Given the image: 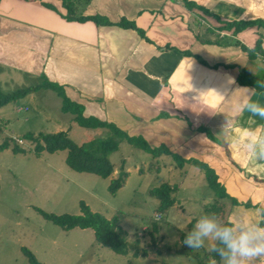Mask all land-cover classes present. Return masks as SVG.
<instances>
[{
	"label": "crops",
	"instance_id": "obj_1",
	"mask_svg": "<svg viewBox=\"0 0 264 264\" xmlns=\"http://www.w3.org/2000/svg\"><path fill=\"white\" fill-rule=\"evenodd\" d=\"M65 1L76 3L77 16L135 21L146 38L133 28L68 20L63 0H0V67L40 81L46 76L84 106V115L208 163L241 203L230 208V220L260 222L264 164L246 159L219 133L226 119L233 139L264 129V119L238 111L249 95L264 104V90L238 82L240 69L264 81V30L220 27L264 19V0H190L199 7L191 9L183 0ZM259 39L255 57L239 44L253 48ZM188 165L176 168L186 173Z\"/></svg>",
	"mask_w": 264,
	"mask_h": 264
},
{
	"label": "rangeland",
	"instance_id": "obj_2",
	"mask_svg": "<svg viewBox=\"0 0 264 264\" xmlns=\"http://www.w3.org/2000/svg\"><path fill=\"white\" fill-rule=\"evenodd\" d=\"M39 81L0 67L4 93ZM61 107L60 97L44 88L0 107V144L12 139V145L25 149L14 153L9 147L0 152V264H30L23 247L43 264H197L198 258L203 264L214 263L207 244L200 249L182 244L185 232L199 216L218 219L204 210L215 199L205 172L190 164L183 173L174 167L171 156L153 158L123 141L110 154L115 163L111 177L123 166L129 176L112 194L108 189L111 177L72 169L66 162L67 150L43 151L37 156L33 144L25 139L28 132L66 131L77 143L109 136L107 130L80 126ZM166 182L178 186L173 193L175 203L159 211V199L149 191ZM82 201L107 218L118 215L127 254L98 243L92 227L63 229L36 210L80 215Z\"/></svg>",
	"mask_w": 264,
	"mask_h": 264
},
{
	"label": "trees",
	"instance_id": "obj_3",
	"mask_svg": "<svg viewBox=\"0 0 264 264\" xmlns=\"http://www.w3.org/2000/svg\"><path fill=\"white\" fill-rule=\"evenodd\" d=\"M183 1L186 7L190 9L194 7L199 8L196 3L190 0ZM83 4H86V0H84ZM63 6L67 10L65 18L68 20H93L97 24L104 23L108 25H118L124 28H133L137 30L142 37L146 38L144 30L138 27L135 21L123 18L118 23H113L100 16H77L76 3L63 0ZM251 26H256L264 30V19L225 21L224 25L220 27V30H230L234 28L233 32L236 34ZM260 43L259 39L253 48H249L243 43L239 44L242 50L246 51L250 57H255L257 53L262 52ZM184 53L186 55H191L189 51H185ZM238 82L243 85L252 86L258 91L264 90V81L249 73L245 69H240ZM39 88L52 90L58 97H60L62 101V111L71 114L72 119L80 126L90 129L107 130L109 132V136L99 139L93 138L83 143H77L69 137L66 131L39 132L37 134L28 132L25 134V139L33 144V150L37 156H40L43 151L53 153L59 150H67L66 162L72 169L79 172L94 173L103 178H109L113 174L115 163L111 160L110 154L119 150L121 142L123 141L135 148L149 153L153 158H158L162 155L171 156L174 160L175 167L183 168L186 164H192L205 172L207 186L209 190L213 192L215 198L212 203L204 206L205 212L215 214L222 223L231 222V220L227 217L229 215L230 208L235 205H240L241 203L229 195L225 186L219 182L217 173L208 163L197 158H184L178 153L173 152L164 144L153 146L142 135H130L114 122L101 120L95 116L84 115V106L80 103L72 101L66 95L62 86L50 81L46 76H43L42 80L39 81L37 85L20 88L11 93H4L0 89V107L14 102L25 96L27 93ZM11 140L12 139H5L0 144V152L9 147H11V150L14 153L25 152V149L17 143L12 145ZM124 163L125 161L122 159V164ZM128 176V171L124 170V166L121 167V171L118 175L110 178V184L108 186L109 191L112 194H116V192L125 184ZM177 189V185H171L167 182L150 189V194L159 199V211H164L174 205L175 198L173 193ZM243 205L246 207L252 206L250 203H243ZM80 206V215H73L69 213L55 214L44 211L38 207H36V210L39 211L45 218L61 226L63 229L68 230L74 227H92L95 229V238L98 243L103 246L110 247L116 253L127 254L128 245L125 237L121 233L122 229L119 224L118 215L107 218L98 212L92 211L84 201L80 203ZM260 222H264V215H262ZM23 251L25 255H27L30 264H43L27 247H23ZM211 257L213 260L219 261V258L213 253H211ZM198 259L199 262L197 264H203L202 259Z\"/></svg>",
	"mask_w": 264,
	"mask_h": 264
},
{
	"label": "clouds",
	"instance_id": "obj_4",
	"mask_svg": "<svg viewBox=\"0 0 264 264\" xmlns=\"http://www.w3.org/2000/svg\"><path fill=\"white\" fill-rule=\"evenodd\" d=\"M238 111L264 119V104L252 100L250 95L240 102ZM230 125L231 121L226 119L219 133L225 142L236 143L246 159L264 164V129L247 130L233 139L225 132ZM256 211L264 215V205ZM182 244L190 249L207 244V250L219 258V264H264V222L239 217L222 223L213 215H201L185 232Z\"/></svg>",
	"mask_w": 264,
	"mask_h": 264
}]
</instances>
